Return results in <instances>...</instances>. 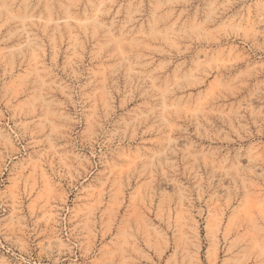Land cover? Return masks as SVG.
Instances as JSON below:
<instances>
[{
	"label": "rangeland",
	"instance_id": "1",
	"mask_svg": "<svg viewBox=\"0 0 264 264\" xmlns=\"http://www.w3.org/2000/svg\"><path fill=\"white\" fill-rule=\"evenodd\" d=\"M0 264H264V0H0Z\"/></svg>",
	"mask_w": 264,
	"mask_h": 264
}]
</instances>
